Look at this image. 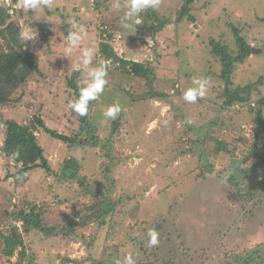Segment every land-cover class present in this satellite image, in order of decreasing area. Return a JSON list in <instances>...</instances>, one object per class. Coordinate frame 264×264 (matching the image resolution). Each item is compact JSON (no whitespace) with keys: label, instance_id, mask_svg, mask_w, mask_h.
Masks as SVG:
<instances>
[{"label":"rangeland","instance_id":"rangeland-1","mask_svg":"<svg viewBox=\"0 0 264 264\" xmlns=\"http://www.w3.org/2000/svg\"><path fill=\"white\" fill-rule=\"evenodd\" d=\"M19 7L20 12L14 20L21 32L31 31L30 22L34 21L45 24L48 29L43 33L45 40L41 37V31H31L36 35L28 42L31 52L40 57L41 74L32 75L29 86L18 88L11 96L12 102L1 107L6 115L3 119H15L24 124L39 115L45 116L49 128L64 134L71 135L77 129L78 117L73 116L68 107L77 98L67 84L71 72H64L65 67L70 66L68 71L73 68L70 55L63 53L64 50L59 51L61 55L56 57L47 53L50 42L56 46L71 47L64 44L67 36L64 38L63 26L66 24L69 25V32L82 28L88 33L84 37L86 41H80V44L93 40L98 44L100 37H94L98 29H112L116 37L114 49L118 55L139 61L144 66L149 65L156 74L152 82L132 73L119 75L113 64L109 63V85L100 100L94 101L90 117V121L99 129L100 146L93 149L69 146L40 129L38 140L45 150L50 171L37 168L28 175L14 176L16 169L7 168V163L0 157V264H14L17 259L16 251L9 259L3 253L1 235H9V220L15 221L8 213L21 208H27V211L34 203L39 207L44 206L43 223L56 231L50 237H45L40 231L23 235L27 255L22 264H96L89 258H98L100 264H116L117 261L124 264L129 254L136 264H142L147 256L140 248L141 240L149 241L150 228L158 233L163 253L157 264L172 261V264H234L236 257L244 258L247 252L243 250L251 248L248 250L250 252L258 243L264 246V192L257 190L261 173L258 167L252 168L255 157L249 153L253 114H246V106H222L219 92L224 87L223 83H217L215 87L210 83L205 98L195 104L185 102L182 97L184 90L193 87V79L203 78L205 73L207 81L218 76L220 65L217 62L207 63L212 53L209 40L220 38L225 30V26L221 24L219 28L216 25L219 24L218 20H215L222 14L221 9L226 7L229 12H234L238 18L232 20L258 25L261 23L257 18H264V0H162L155 11L159 18L168 17L171 22L156 35H152L148 29L137 30V24L135 31L121 26L127 0H104L99 8H95L93 0H52L50 11L41 8L36 13L24 10L21 3ZM183 7L189 8L194 20L185 16L177 21ZM249 18H253V21ZM151 24L149 20L148 25ZM183 25L186 30H182L185 28ZM181 32L184 35H179ZM225 36L233 40L232 34ZM258 37L262 39L261 35ZM195 44L198 55L192 56L187 49ZM261 44L254 40L252 45L257 56H250L244 63H239L232 76L233 88L249 82L256 83L251 95L252 103L264 95V79L259 83L260 77L264 78V42ZM0 46H3L2 40ZM88 46H83V49L93 52V45ZM81 54L82 49L78 52V58ZM101 63L93 56L88 68L98 67ZM59 87L62 89L57 90ZM150 88L165 96H149ZM19 98L20 102L16 103L15 100ZM50 101L57 105L53 113ZM117 101L122 106L116 119L118 131L123 134L124 131L128 132L122 137L116 135L110 150L104 148L103 144L112 137L111 129L114 130L115 124L113 120L105 118L103 112ZM262 113L264 115V110ZM240 115L247 116L249 122L241 120ZM188 120L192 122L189 124ZM247 123L250 124L245 126ZM3 136L0 128V142ZM196 138L200 140L197 144L193 142ZM165 143L171 145L166 148ZM192 146L195 148L194 154L189 152ZM259 150L263 151L261 147ZM179 151L188 155L182 156ZM71 156L78 161V165L71 164L68 169L75 171V179L65 178L62 170L64 158ZM184 157L188 162L194 161L190 162L194 170L183 174L184 177L189 175L188 181L160 178L161 174L172 177ZM247 157L250 158L246 160ZM231 164L243 184L242 195H236V189L224 181L211 178L216 175L211 171H219ZM207 175L209 177L205 178ZM85 176L90 178L87 180L89 186L79 182ZM164 186L168 189L157 193ZM104 187V193L112 190L110 198L106 200L92 192ZM140 191L144 194L136 202L137 198H132V195L136 196ZM249 193L255 198L247 197L249 200L245 202L244 195ZM115 199H118L117 204ZM236 203L237 206L232 207ZM115 204L114 210L105 216L104 224L99 225L101 217L96 212H103ZM134 207L141 215L133 213L134 216H127V211ZM169 212H173V215L171 213L164 227L157 231L153 224L157 223V218L167 216ZM67 218L75 221V237L58 234L62 227H66ZM82 220L87 224H76ZM15 225L23 233L21 222L16 221ZM171 250L177 257L171 253L169 255ZM258 263L264 264V256Z\"/></svg>","mask_w":264,"mask_h":264},{"label":"trees","instance_id":"trees-1","mask_svg":"<svg viewBox=\"0 0 264 264\" xmlns=\"http://www.w3.org/2000/svg\"><path fill=\"white\" fill-rule=\"evenodd\" d=\"M102 1L104 0H93V4L95 8H99L100 5L102 4ZM189 1L190 0H187V2ZM9 2H10V5L19 4L21 3V0H9ZM10 5L7 4V0H0V40L3 41V46H0V128H2L3 133H4L3 140L0 142V157H2L5 160L4 162L7 163L6 164L7 168L13 167L16 169L15 172L13 173L14 176L22 177L25 174L28 175L31 170L37 169V168L43 169L45 171H50L49 163L44 156L45 150L38 140L39 135H40L38 131L40 129L46 134H48L51 138L67 143L69 146L77 145L81 148L89 147L93 149L96 146H100V141H99V136H98L99 129L97 128L95 124H93L90 121L91 110L95 104L94 101L90 102L89 111L86 116L81 117L72 111V115L78 117L79 125L77 129L74 131V133L73 132L71 133V135H67L62 132H59L56 129L49 128V126L46 125L45 116L40 117L39 115H35L32 117V119H30V121L24 124L17 122L15 119H10V118L3 119V116H6V115L4 114V110L2 112L1 107L4 104L9 103L10 101L12 102L11 96L14 94V92L18 88L20 89V87L29 86L28 83L32 75L41 74L40 68H39V62H38L40 57L39 55L31 52V48L29 46L28 41L24 43L20 39L21 28L19 24L14 20L15 15L19 14L21 8L17 7L11 10ZM221 13L222 14H219L215 18V20H218V23H219L216 25L219 28L221 27V24L224 25L225 30L221 32L220 38L216 39L214 37L215 39L209 40L212 53L210 52L211 60L208 61L207 63V65H210V64H214L215 62H217L220 65V69L218 70L219 71L218 76L216 77L214 76L213 79L211 78V80L208 81V88L210 86V83L213 84L214 87L216 86L215 84L217 83L218 84L223 83L224 87L219 92V96L223 100L222 106L223 107H234L236 105H241V107L246 106V109H247L246 114L248 115L253 114V117L251 119V123H252L251 140L252 141L249 146V153L253 157H255L254 158L255 164L252 165V168L258 167L259 172L261 173V178L258 179L259 188H257V190H259L260 192H264V115L262 113V110H264V95L261 96L257 100L256 103H252L251 95L255 91L254 88L256 87L255 85L256 83L249 82L243 86H236L234 88L232 87V83H233L232 76H234V73L236 71L238 64L244 63L245 60L249 58L250 56L252 57L257 56L256 55L257 53L252 45L254 40L259 42L260 44L264 42V32L262 31V28L264 27L263 26L264 18L263 17L257 18L261 24L257 25L254 23L256 27V30H254L255 28L254 24L249 25L247 23L248 24L247 25L245 23H242V21L240 20H232L231 18L237 19L238 17L236 18L235 13L229 12L226 7L225 8L223 7L221 9ZM185 16L188 19L194 20V16L189 12V8H185V7L181 9L176 19L177 21H180V19H183ZM167 18L168 17L159 18L155 10L149 9L146 12L142 13V15H140L139 19H141L140 20L141 23L137 24V27H138L137 30L148 29V32L151 31V34L154 35L155 33L161 32L165 28L166 25H169L171 20ZM149 20H151L152 22L150 26L148 25ZM249 20L253 21V18H249ZM30 26H31L30 27L31 31H33V29L34 30L37 29L41 31V37L45 36L43 33L47 32L46 30L48 29V26H46L45 24H41L35 21L30 22ZM183 26L185 28H182V30H186V26L185 25ZM68 27L69 25L67 24L63 26L64 38L69 33L70 28ZM87 34L88 33H85V35ZM97 34L94 37L96 39H99L100 37L98 44L94 40L92 42L87 41V43H84V44H80L79 42L78 46H75L77 50L75 48H71L70 53L66 51L68 47L61 46V45L56 46L55 44H53V42H50V45H49V51L47 53L54 54L53 57L61 55L59 54L60 53L59 51H63V50H64L63 53H65L68 56L70 55L69 56L70 65L73 68L72 70L68 71V68H70V66L65 67L64 72H71L70 76L67 79V84L71 89L74 90V94L76 95L77 99L79 96L78 84L81 87H83L84 81L90 79L88 76V72L91 70V68L85 67L82 63H80L82 61V54L78 58L79 50L83 49L84 48L83 46L85 45L88 46L92 44L94 58L101 60V62L106 64L107 67H110L111 65L109 63H112L114 70L118 71L117 73L119 75H124V74L129 75L132 73L137 77L147 79L149 82H152L154 80L153 78L155 77L156 71L152 67H150L149 65L144 66L143 63H140L139 61H135L133 59L129 60V59L123 58L118 55L117 50L114 49L115 47L114 42H115L116 37L114 36V31L112 29H107L106 27H102L98 29ZM225 34H230V35L232 34L233 40L229 37H226ZM85 35L83 36L81 41H86L84 38ZM179 35H184V32L179 33ZM259 35L262 36V39L258 37ZM43 37L42 39L45 40L46 36L44 38ZM64 44L65 45L69 44L67 39H65ZM196 46L197 44L187 49L190 55L192 56L198 55ZM72 57H73V60H71ZM77 64L80 65L79 71L75 70ZM203 76H204L203 78H206L207 73H205V75ZM85 77L86 78L88 77V78L85 79L83 83L80 82L81 79H84ZM263 79L264 78L261 76L259 79V83ZM121 81L122 80L120 78L119 82ZM61 89L62 87H59V89L57 90H61ZM68 91L69 90L67 89V92ZM147 94H149V96H152V97H157V96L164 97L165 96L163 93L154 91L151 88L149 89ZM77 99H74V101ZM203 99H200V100L202 101ZM15 102L19 103L20 98L15 100ZM56 106L57 105L55 103H52V107H51L52 113L56 111ZM239 109L241 110V108ZM235 111L237 112V109ZM240 116L242 117L241 120H245L246 122H249L247 116L246 117L243 115H240ZM114 124H115L113 126L114 130L111 129L112 137L107 138L106 143L103 144L104 148H108L110 150H111V145L114 143L115 136L117 135L118 137H122L124 136L125 133L128 132V131H124V134H123V132L118 131V126H117L118 121L117 120H114ZM249 124L250 123H247L244 125L246 126ZM170 132H171V129H169V133ZM167 138L169 139V134ZM181 140L182 139H180L179 141ZM199 141H200L199 138H196L193 142L197 144L199 143ZM175 142L173 143L174 145H175ZM169 145L171 144L165 143L166 148ZM260 147L263 149V151L259 150ZM191 149L192 150L189 151L190 154L196 153L194 146H192ZM240 150L241 149H239V151ZM179 153L182 156L188 155L186 152L179 151ZM169 154H172V151H169ZM200 154L202 156V153ZM249 158L250 157H247L246 160ZM63 162H64L63 163L64 165H63L62 170L64 172V177L75 179V171L71 172V171H68V169H70L71 164L78 165L77 159L71 156L69 157V159L64 158ZM190 162H194V161L189 160L188 162V159L184 157L182 160H180V165L176 169L172 177L171 176L163 177V174H161L162 176L160 178L162 179L167 178L166 181H169V179H172V178L177 179L178 182L185 181V180L188 181L189 175H186L184 177L183 174L184 172L189 173V171L193 168V167H190V165L193 164ZM193 170L194 169H192V171ZM211 172L216 174L214 177H211V178L216 177V179L222 182L224 181L227 185L232 186L236 189L235 191L236 195H240V194L242 195L243 184L240 183L241 179L238 173L233 170V164L219 171H211ZM156 174H159V173H156ZM236 176L239 178V181L237 180ZM207 177L209 176L207 175L205 178ZM87 180H90V178L89 177L86 178L85 176L84 179H82L79 182L83 183L86 186H89L87 185L88 184ZM102 189H99L96 191L93 190L92 192H94L95 195L102 197V199L104 200L110 198V193L112 192V190L111 189L106 190V192L104 193L106 187ZM167 189L168 187L164 186L161 189H158L157 193L163 192L164 190H167ZM232 192L234 193L233 189H232ZM143 194L144 192L140 191L138 192V195L136 196L132 195V198H137L136 200L137 202L138 197H142ZM244 197H245L244 199L245 202H248L249 200V198L247 197L255 198L251 193H249L248 195H244ZM59 199L62 201L65 200V198H61V197H59ZM117 202H118V199H115L116 204ZM116 204L111 206L110 209H105L103 212H99V211L96 212L99 214L97 216L99 218L101 217L100 220H98L99 225L104 224L105 216H107L110 212L114 210ZM235 206H237V203L233 205L232 207H235ZM26 209L21 208L17 211H13L12 213H8V215H10V217H13L15 221L12 222V219L9 220L10 221V229H9L10 234L1 235L2 241L4 242V248H3L4 255L9 259L14 255L15 251L17 253V259L14 262V264H22L21 263L22 260L26 257L25 255H27L25 251L23 235H28L31 231H40L43 233V235H45V237H50L56 231L55 229L46 227L44 225L43 223L44 206L43 205H40L39 207L36 203H34L30 205L27 211ZM121 213L124 214L125 211H121ZM133 213L135 215L136 214L137 215L139 214V216L141 215L140 212L137 211L136 207L128 210L126 215L134 216ZM171 213L173 215V212H169L167 216L162 215L159 218H157V223H154L153 227H155L157 231L161 230V228L164 227V223L166 219L167 218L169 219V216ZM16 221L21 222L23 233H20L19 228L15 225ZM65 222L67 224L66 227H62L59 230L58 234L63 237L65 236L75 237L76 230L74 229V227H77L74 224L75 221L73 220L72 222L67 218ZM141 223L145 224V222H141ZM76 224H78L79 226H83L87 224V221H84V220L78 221L76 222ZM114 226H116V224ZM159 244L160 243H158L155 247H150L147 240H143V241L141 240L140 248L143 251V254L147 256V258H145L146 262L145 263L143 262L142 264H157V261L159 260V258L163 257V253L161 251V247ZM182 245L184 244L182 243ZM263 248L264 246L262 247V244L260 245L258 243L254 246V249H252L250 252H248V250H250L251 248L249 249L247 248L243 250L242 252H247L244 254V258L239 259L238 257H236L234 259L235 261L234 264L235 263L236 264H257V262L262 260V257L264 256ZM116 249L118 250V248ZM182 249H184V247H182ZM172 251L173 250H171V252L169 251V255L171 253V255L173 254V256L174 255L176 256V254H174V252ZM89 260H92L96 264H100L98 258H89ZM172 263L173 261L170 262L169 264H172ZM258 264H261V263H258Z\"/></svg>","mask_w":264,"mask_h":264},{"label":"clouds","instance_id":"clouds-1","mask_svg":"<svg viewBox=\"0 0 264 264\" xmlns=\"http://www.w3.org/2000/svg\"><path fill=\"white\" fill-rule=\"evenodd\" d=\"M8 5H10L9 0ZM162 0H127V10L124 12L121 26L128 31H135V25L139 23L140 14L146 12L149 9L157 10L161 5ZM52 0H21V7L26 10H33L35 13L41 9L51 10ZM19 4H13L11 10L19 7ZM15 6V7H14ZM20 8V7H19ZM75 27V25H73ZM36 33L31 31H24L20 34V39L25 43L28 40L34 39ZM85 35L84 30L81 28L77 31H71L68 33L66 39L71 47L78 46L79 42ZM71 47L66 51L70 53ZM93 52L91 49H82V63L85 67L92 64ZM76 71L80 70V65H76ZM90 79L84 81L83 87L78 84L79 96L75 102H70L68 107L79 116L83 117L88 114L89 104L92 101H99L105 92L106 86L109 85L108 70L104 63H101L98 67L92 68L88 72ZM193 87L187 88L182 92V97L185 102L195 104L198 100L205 98L208 91V81L206 78H199L192 80ZM122 111L120 103L114 102L107 106L103 112V116L110 120H116ZM188 120L187 123H191ZM166 124L167 121H164ZM149 246L155 247L158 243V233L155 230H150L149 233ZM116 264H120L117 261ZM124 264H136L132 256L129 254L125 257Z\"/></svg>","mask_w":264,"mask_h":264},{"label":"built area","instance_id":"built-area-1","mask_svg":"<svg viewBox=\"0 0 264 264\" xmlns=\"http://www.w3.org/2000/svg\"><path fill=\"white\" fill-rule=\"evenodd\" d=\"M7 4H8V1H7ZM15 7V6H14Z\"/></svg>","mask_w":264,"mask_h":264}]
</instances>
